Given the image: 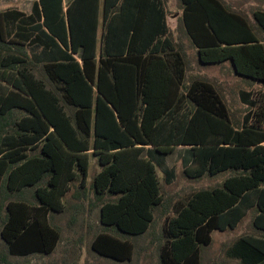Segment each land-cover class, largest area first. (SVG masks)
<instances>
[{
    "label": "trees",
    "instance_id": "obj_1",
    "mask_svg": "<svg viewBox=\"0 0 264 264\" xmlns=\"http://www.w3.org/2000/svg\"><path fill=\"white\" fill-rule=\"evenodd\" d=\"M179 1L198 65L228 63L246 82L240 119L214 83L187 81L165 0H36L29 15L0 11V264L54 253L53 219L71 191L97 201L91 248L103 258L129 262L134 238L164 209L159 264H202L211 233L250 213L255 233L225 255L264 264V10L252 12L253 26L222 0ZM178 147L188 179L228 175L169 210L158 167L169 185L163 161ZM90 157L100 170L88 185Z\"/></svg>",
    "mask_w": 264,
    "mask_h": 264
},
{
    "label": "rangeland",
    "instance_id": "obj_2",
    "mask_svg": "<svg viewBox=\"0 0 264 264\" xmlns=\"http://www.w3.org/2000/svg\"><path fill=\"white\" fill-rule=\"evenodd\" d=\"M34 0H4L0 2V11L7 8H17L26 13L30 12ZM69 0H64L66 5ZM230 9L247 16L254 26L252 12L264 10V0H222ZM167 11V24L171 38L178 44L187 60V81L195 76L205 78L214 83L223 93L227 105L233 115L240 119L243 106L238 99V92L245 87V81L236 77L228 63L224 65H198L196 51L190 40L180 26L179 18L181 6L179 0H165ZM38 78H42L38 73ZM87 184L100 170L96 157H90ZM188 164V155L185 147H178L164 158L163 168L172 170L174 178L169 185L163 181L162 169L158 167L161 178L163 194L166 198L168 209L172 210L173 204L185 198L193 191L211 189L220 186L228 173L216 177L204 176L200 179H188L183 168ZM66 198V210L54 216L53 223L61 231V240L54 253L49 256H32L28 258L11 257L14 264H159L158 244L165 224L166 217L171 213L161 209L156 213V222L151 230L142 236L134 238V252L129 262H116L96 254L92 248L94 234L100 231L99 209L97 201L90 191L83 200L71 199L69 192ZM82 203V209L76 211L72 205ZM252 227V214L243 218L242 222L232 230L213 231L212 242L201 252L202 264H239L238 261L226 257V249L240 236L254 234Z\"/></svg>",
    "mask_w": 264,
    "mask_h": 264
},
{
    "label": "crops",
    "instance_id": "obj_3",
    "mask_svg": "<svg viewBox=\"0 0 264 264\" xmlns=\"http://www.w3.org/2000/svg\"><path fill=\"white\" fill-rule=\"evenodd\" d=\"M34 1H36V0H34ZM34 1H33V2H34ZM0 2H4V0H0ZM32 4H33V3H32ZM63 4H64V0H63ZM64 5H65V4H64ZM31 8H32V5H31ZM7 9H17V8H7ZM4 10H6V9H4ZM4 10H2V11H4ZM17 10H19V11L25 13L26 15H29V14L31 13V9H30V12H28V13H26V12L20 10V9H17ZM248 215H249V214H248ZM248 215H247V216H248ZM247 216H245V217H247ZM245 217H244V218H245ZM241 222H242V221H241ZM241 222H240V223H241ZM240 223H239V224H240ZM239 224H238V225H239ZM238 225H237V226H238Z\"/></svg>",
    "mask_w": 264,
    "mask_h": 264
}]
</instances>
